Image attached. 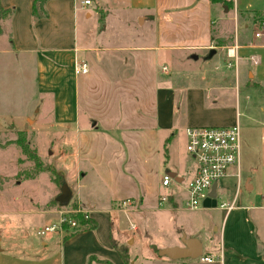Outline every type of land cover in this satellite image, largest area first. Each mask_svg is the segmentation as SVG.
<instances>
[{
  "label": "crops",
  "instance_id": "1",
  "mask_svg": "<svg viewBox=\"0 0 264 264\" xmlns=\"http://www.w3.org/2000/svg\"><path fill=\"white\" fill-rule=\"evenodd\" d=\"M33 1L0 0L4 9L12 11L0 21V137L23 132L40 159L44 150L53 151L50 162L56 163L70 199L61 207L56 200L61 190L49 181L51 196L31 202L27 211L36 216L33 223L39 229L57 222L58 211L72 206L87 211L97 226L65 237L49 236L41 241L49 257L23 264H124L115 246L124 247L128 264H134L131 248L140 238L137 225L130 221L135 213L150 214V228L160 235L159 241L150 240L153 264H264V120L247 119L240 137L239 167L230 168L219 181V191L216 184L217 204L235 200L236 208L228 213L203 205L185 209V189L194 176V164L184 169L168 148L160 170L164 173L158 179L154 160V144L158 146L161 135L172 129L176 113L184 116L185 128L221 127L234 121L212 123L184 114L189 111V95L197 93L198 108L211 112L225 90L264 94V26L251 31L252 17L240 16L257 14V24L261 20L264 24V8L244 0H223L226 4L109 0L111 5L107 0H90L86 6L77 0H48L46 17L33 19ZM94 4L105 22L95 43L93 32L80 40L76 30L77 11H86L90 18L87 8ZM228 22L231 37L225 32ZM236 23L242 24L237 32ZM257 32L263 37L256 38ZM232 45L238 47L236 70L227 67L231 60L226 48ZM211 49L215 53L207 58ZM81 62L88 71L77 75L74 66ZM42 136L51 150L45 145L38 151L35 139ZM9 151L0 146V172L2 165L14 164L9 162ZM165 174L172 183L162 186ZM179 190L185 194L182 200ZM160 197L167 198L165 207H157ZM124 200L131 201L126 214L119 210ZM186 211L206 212L209 217L218 212L219 227L208 218L196 229L183 217ZM208 229L218 245L208 242L204 250L200 235ZM189 240L200 244V258L172 260L159 254L184 248ZM202 257L212 262H203Z\"/></svg>",
  "mask_w": 264,
  "mask_h": 264
},
{
  "label": "rangeland",
  "instance_id": "2",
  "mask_svg": "<svg viewBox=\"0 0 264 264\" xmlns=\"http://www.w3.org/2000/svg\"><path fill=\"white\" fill-rule=\"evenodd\" d=\"M244 1L250 3L255 8L258 6H260L261 10L264 8L262 2L261 5H259L261 0ZM107 3L111 5L109 0H107ZM85 12L86 11L78 10L76 13L77 35L81 40L83 39L84 34L87 32H93V40L95 43L99 40L97 33L102 30L105 22L102 23V19H99L100 14L96 10L95 4L87 8L90 18L85 17ZM246 15H248L249 18L252 17V20H254V27H251V31L252 29L258 30L264 26L261 22H258L259 24H257L259 18L257 14L253 15L252 13H245L240 16L244 18ZM225 28L226 34L228 37H231L233 35V30L231 29L230 22H228V25L225 26ZM241 28V23L235 24L236 32L240 31ZM217 92L220 93L221 90H217ZM225 94L226 95L219 96L215 111L204 112L199 109V96L197 93H193L189 95V111H184V114L189 112V116L201 120H207L212 123H227L230 120H234L232 123H227L228 125H221V127L234 125L236 123V118H238L241 136L243 135L244 137L248 122L247 119L249 117L264 120V110L263 112L260 111L261 106L264 109V94L257 90H225ZM169 116L170 115H168L167 120H169ZM184 128V116L180 117V113H176L172 129L166 130L165 134L161 135V138H159L160 141L158 140L157 142L158 146L154 144L155 169L158 174V179L159 177L161 179L160 174L162 175L164 173L161 171H163V161L166 158L168 148L169 151L173 150L172 154L178 158L184 169H190L193 166V163L189 161V157L185 151V139L183 135ZM5 129L8 128L6 127ZM18 133L19 132H11L9 135L0 137V146L3 152L9 149L10 151L8 154L11 156L9 162L14 163L11 167L2 165L3 168L0 172V264H23L28 259L41 258L43 260V258L49 257L47 252L42 249L41 241L48 240L49 236L55 237V233H49L46 235L37 234L40 226L38 223H33V218H36V216H30L27 214V211H31V202H43L51 196L52 186L49 181L54 184V188L57 190L63 188L61 176L58 173L59 171L55 168L56 163L53 164L50 162L53 157V151L48 154L44 150L42 153L43 159L39 158L42 167L48 168V170H51L53 173L42 169L36 174L34 172L33 162L28 160L15 144V141L18 138ZM8 139L10 141H7ZM25 139L29 144V147L33 149L26 135ZM35 140V145L40 147L38 151L40 150V152H42L47 142L43 136L36 138ZM47 148H49V145ZM254 159H256L255 156ZM155 182L156 178L154 177L152 186L154 192L157 191V188L155 187L156 185H154ZM184 182H186V180H184ZM220 183L221 182L218 183V191L221 187ZM160 191H162V189ZM180 193L181 196H179V198L182 200V198L184 199L185 194L183 190H181ZM157 207L161 208L158 206V201ZM162 207H165V204ZM219 214L220 213L215 212L209 217L210 214H206V212L193 213L186 211L185 213H182L185 219L190 220L191 225L196 226V229L199 228V226L204 225L208 218L214 220L213 222L219 227L221 220ZM130 221L137 225L139 229L137 236H140L131 248V254L136 257L134 264H153L152 260H150V255H152L150 240L159 241L158 238H160V235L154 228H150V214L144 215L142 213H135ZM201 230L202 229H200V231ZM200 237L204 242V250L206 249L208 242L214 245L217 244L215 233L210 229L204 231ZM30 248L34 250L30 251ZM46 261L47 260H45L44 263H46Z\"/></svg>",
  "mask_w": 264,
  "mask_h": 264
},
{
  "label": "built area",
  "instance_id": "3",
  "mask_svg": "<svg viewBox=\"0 0 264 264\" xmlns=\"http://www.w3.org/2000/svg\"><path fill=\"white\" fill-rule=\"evenodd\" d=\"M81 4L84 6L89 5L90 0H82ZM255 37L261 38L263 37V33L257 32ZM237 49L238 47L235 45L226 48V56L231 60L227 62V67L234 70L237 68ZM250 60L253 64H257L253 57ZM87 71L88 68L84 62L74 66V73L77 75L86 74ZM184 136L185 151L195 167L194 176L188 182L185 189L187 198L184 208L196 210L202 208V203L208 197L213 184H217L225 178L230 168L235 167L238 169L240 163L241 129L237 123L228 127L189 126L185 128ZM236 176L239 177V173ZM171 181V177L165 174L162 178V186L169 185ZM166 201V197H160L158 206L161 207ZM261 202L262 207H264V195L261 196ZM120 206L119 210L126 214L127 208L131 207V201L124 200ZM215 207L228 213L236 208V204L235 200L230 204L224 202L217 204L216 202ZM58 213L59 219L57 222L40 228L37 234L57 233L65 237L80 229L79 223L72 215L81 214L85 218H88L87 211L78 208L62 209ZM131 228L134 229L132 225ZM201 260L208 263L212 262V258L210 257H202Z\"/></svg>",
  "mask_w": 264,
  "mask_h": 264
},
{
  "label": "trees",
  "instance_id": "4",
  "mask_svg": "<svg viewBox=\"0 0 264 264\" xmlns=\"http://www.w3.org/2000/svg\"><path fill=\"white\" fill-rule=\"evenodd\" d=\"M48 0H34L32 3L31 7V16L33 19L41 18V17H46V12L44 10V5ZM210 2H219V3H224L223 0H210ZM12 11L9 9H4L0 5V21L4 20L7 18L9 15H11ZM263 22V20H261ZM0 33H1V28H0ZM15 144L18 146L20 149L21 153L28 159L31 160L34 164V172L37 174L40 172L42 169L46 170L47 172L53 173L51 170H48V168L42 167V163L37 156L35 150L31 149L29 147V144L27 143L25 139V135L22 132L18 133V138L15 141ZM75 206H72V209H75ZM72 217L79 223L81 229H95L97 224L95 221L91 220L90 218H85L84 215L81 214H76L72 215ZM115 250L121 257L122 261L124 264H128V253L125 250L124 247H117L115 246ZM89 264V263H88Z\"/></svg>",
  "mask_w": 264,
  "mask_h": 264
},
{
  "label": "water",
  "instance_id": "5",
  "mask_svg": "<svg viewBox=\"0 0 264 264\" xmlns=\"http://www.w3.org/2000/svg\"><path fill=\"white\" fill-rule=\"evenodd\" d=\"M214 53L215 50L211 49L207 54V58H211L214 55ZM69 199H70V193L65 187H63L56 200L61 207H65L67 206ZM202 205L204 207H212V208L216 206V184H213L208 197L203 201ZM159 254L166 256L172 260L187 259V258L197 259L201 257L202 251H201V246L197 240H189L184 243V248L165 249L160 251Z\"/></svg>",
  "mask_w": 264,
  "mask_h": 264
}]
</instances>
